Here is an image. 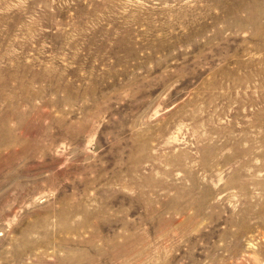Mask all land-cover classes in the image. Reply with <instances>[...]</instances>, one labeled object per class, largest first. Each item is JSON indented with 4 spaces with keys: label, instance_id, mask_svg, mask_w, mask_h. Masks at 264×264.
<instances>
[{
    "label": "rangeland",
    "instance_id": "1",
    "mask_svg": "<svg viewBox=\"0 0 264 264\" xmlns=\"http://www.w3.org/2000/svg\"><path fill=\"white\" fill-rule=\"evenodd\" d=\"M81 252L264 264V0H0V264Z\"/></svg>",
    "mask_w": 264,
    "mask_h": 264
},
{
    "label": "bare ground",
    "instance_id": "2",
    "mask_svg": "<svg viewBox=\"0 0 264 264\" xmlns=\"http://www.w3.org/2000/svg\"><path fill=\"white\" fill-rule=\"evenodd\" d=\"M97 213H99V211H98ZM84 222H85V221H84ZM82 223H83V222H82ZM82 223H81V224H82ZM85 223H86V222H85ZM85 223H84V225H85ZM90 223H91V222H90ZM95 224H96V222H95ZM95 224L93 223V225H95ZM82 225H83V224H82ZM88 225H89V224H88ZM91 225H92V224H91ZM91 225H90V226H91ZM97 225H98V224H97ZM86 227H87V226H86ZM96 227H97V226H96ZM99 227H100V226H99ZM84 228H85V227H84ZM101 228H102V227H101ZM92 229H94V228L92 227ZM86 230H87V228H86ZM94 230H95V229H94ZM94 232H95V231H94ZM96 232H98L97 229H96ZM96 232H95V233H96ZM89 233H90V231H89ZM88 235H89V234H88ZM90 235H91V234H90ZM88 237H89V236H88ZM90 237H91V236H90ZM89 239H90V238H89ZM102 239H103V238H102ZM109 243H110V242H109ZM114 244H116V242H114ZM116 245H117V244H116ZM69 254H70V253H69ZM96 254H97V253H96ZM106 254H107V253H106V252H103L102 250H100L99 253H98V255H99V256H102V257L105 256ZM79 255H80L81 258L78 259L77 261H75V262H77V264H82V263H84L85 261L90 262V261H92V260L97 259L96 257H98V256H91V255L87 256V254L82 253V252H81ZM68 256H69L70 259H72V257H73V256H71V255H68ZM83 256H84V257H83ZM82 257H83V258H82ZM83 260H85V261H83ZM82 261H83V262H82ZM99 261H100V260H99Z\"/></svg>",
    "mask_w": 264,
    "mask_h": 264
}]
</instances>
